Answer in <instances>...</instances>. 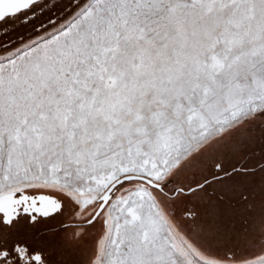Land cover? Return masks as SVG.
<instances>
[{
	"label": "snow or ice",
	"instance_id": "snow-or-ice-1",
	"mask_svg": "<svg viewBox=\"0 0 264 264\" xmlns=\"http://www.w3.org/2000/svg\"><path fill=\"white\" fill-rule=\"evenodd\" d=\"M0 264H264V0H0Z\"/></svg>",
	"mask_w": 264,
	"mask_h": 264
}]
</instances>
